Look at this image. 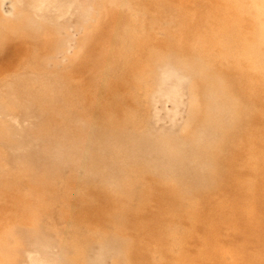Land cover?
<instances>
[{"label":"bare ground","instance_id":"1","mask_svg":"<svg viewBox=\"0 0 264 264\" xmlns=\"http://www.w3.org/2000/svg\"><path fill=\"white\" fill-rule=\"evenodd\" d=\"M15 3L0 264H264V0Z\"/></svg>","mask_w":264,"mask_h":264},{"label":"rangeland","instance_id":"2","mask_svg":"<svg viewBox=\"0 0 264 264\" xmlns=\"http://www.w3.org/2000/svg\"><path fill=\"white\" fill-rule=\"evenodd\" d=\"M17 5H16V3H15V0H0V15H1V17H3V18H11L12 17V14L14 13V11H15V7H16ZM21 32V31H20ZM18 33V32H17ZM71 34V37H70V42H69V44L67 45V48H68V51L66 52H61V54L59 55V58H61V62H60V65H59V68L60 69H58V70H60L61 71V73L63 72V73H65V74H69V75H73L75 72L77 73V67L79 66L78 65V61L79 60H82L83 59V56L81 55V56H79L78 58H76L73 62L71 61H69L68 59H67V56L68 55H70L71 53H72V51H73V47H74V39H75V37H76V35H77V30L76 29H73V30H71V32H70ZM5 44L2 46V47H0V68H2V67H8L9 65H11L10 64V62L9 63H7V60H5V58H6V56H3L4 54H7L9 51H12V58H15L17 55H18V53H16V52H18L19 50H27V51H29V47H28V45H24L23 44V42L21 41V40H19L18 39V37H17V39L16 38H12V37H10V38H8L7 40H5V42H4ZM12 48V49H11ZM38 51V49L35 51V52H37ZM16 53V54H15ZM31 53V52H30ZM15 54V55H14ZM28 56V55H27ZM32 55H30V57H31ZM5 57V58H4ZM18 57V56H17ZM16 57V58H17ZM3 58H4V60L6 61V62H4V60H3ZM26 63V61H24L22 64H23V66H26V65H24ZM77 65V66H76ZM8 69V68H7ZM23 72H21L19 75H21ZM75 75V74H74ZM79 76V75H78ZM75 77V76H74ZM91 77V74L90 73H86L85 75H80L79 77H77V79L75 80V83H78L80 86H82V85H85L86 83H88L89 82V78ZM98 77V76H97ZM98 80H99V83H98V85L99 86H103V85H105V80L104 79H102L101 78V76H99L98 78H97ZM87 89V88H86ZM67 93V92H66ZM160 108V105L157 107V109H159ZM223 252V255H225V257H227V258H229V259H232V256H231V254H229L227 251H222ZM227 254H226V253ZM29 253V252H28ZM25 254L24 255V257L25 258H27L28 256H30V254ZM261 253V254H260ZM264 253V252H263ZM262 252H258V253H256L257 254V256L259 257V258H262V259H264V254H263ZM231 257V258H230ZM234 264H237V262H233Z\"/></svg>","mask_w":264,"mask_h":264}]
</instances>
